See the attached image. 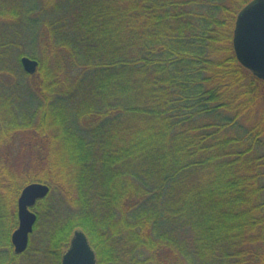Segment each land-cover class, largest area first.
I'll list each match as a JSON object with an SVG mask.
<instances>
[{"label":"trees","instance_id":"16d2710c","mask_svg":"<svg viewBox=\"0 0 264 264\" xmlns=\"http://www.w3.org/2000/svg\"><path fill=\"white\" fill-rule=\"evenodd\" d=\"M250 1L0 0V264L35 182L36 229L65 209L59 258L81 229L97 264H264V81L233 49Z\"/></svg>","mask_w":264,"mask_h":264},{"label":"water","instance_id":"95a60500","mask_svg":"<svg viewBox=\"0 0 264 264\" xmlns=\"http://www.w3.org/2000/svg\"><path fill=\"white\" fill-rule=\"evenodd\" d=\"M233 49L239 63L253 76L264 81V0H251L239 11ZM20 62L26 73L33 75L37 72V60L25 56ZM49 193L50 186L40 182L31 183L22 190L18 198L19 226L11 238L17 254L27 250L37 222V215L31 208ZM62 264H97L96 253L83 230L74 232L70 246L63 254Z\"/></svg>","mask_w":264,"mask_h":264},{"label":"rangeland","instance_id":"374dc122","mask_svg":"<svg viewBox=\"0 0 264 264\" xmlns=\"http://www.w3.org/2000/svg\"><path fill=\"white\" fill-rule=\"evenodd\" d=\"M42 3H43V0H41V4ZM18 4L20 7H22L23 13L25 12L24 14H26V9L29 10L32 6L33 7H36V6L40 7L41 6L39 0H21V1L19 0ZM40 27H41L40 25L39 26H32L31 29L33 31L34 30L38 31L40 29ZM233 35H234V33H233ZM15 41L17 42V40H15ZM18 41H20V40H18ZM28 41L29 40H23V43L26 44ZM35 44L37 45L35 50L31 44H28V47L23 48L24 49L23 51L26 53H31V54L37 52L36 54H39L38 53V49H39L38 41H36ZM21 51L22 50H20L19 48H14L13 58L15 59V57L19 56ZM20 80L23 81L22 78H20L18 81H20ZM259 110H260V108H259ZM262 110L264 111V109H262ZM52 201L54 202L53 206L56 208L55 212L53 214L48 213L47 217H49V218H47L46 216L43 217L39 223L38 229H36V227H34V232L30 236L29 245H28L27 250L22 254H16L17 257H14V255L12 254V257H14L15 259L12 260L11 262L9 261L11 255H8V254L4 255L3 254L2 257L6 258V262H4L3 264H56L57 262H59V264H60V258H58V253L56 254V251L58 249L57 250L54 249L50 253L49 249H47V247H48V240H49L51 233H52V230H51V228L53 226L52 223H53V221H55V219L64 218L65 209H64V212H62V206L57 208L56 205H58V202H60V199L58 197L54 198ZM60 204L61 203H59V205ZM47 210H48V212L50 211L49 207L47 208ZM37 222H38V220H37ZM37 222H36V224H37Z\"/></svg>","mask_w":264,"mask_h":264},{"label":"flooded vegetation","instance_id":"af4514ba","mask_svg":"<svg viewBox=\"0 0 264 264\" xmlns=\"http://www.w3.org/2000/svg\"><path fill=\"white\" fill-rule=\"evenodd\" d=\"M40 201H38L36 204H35V206L39 203ZM34 206V207H35ZM12 246H13V244H12ZM13 250H14V253L16 254V252H15V249H14V246H13ZM56 254H57V252H56ZM63 254H64V251L62 252V254H61V256H60V264H62V257H63ZM58 258H59V256H58Z\"/></svg>","mask_w":264,"mask_h":264}]
</instances>
